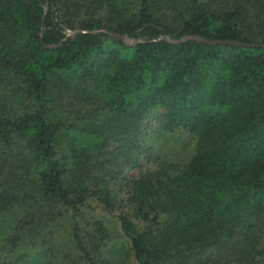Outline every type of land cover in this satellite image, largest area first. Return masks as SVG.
<instances>
[{
	"label": "trees",
	"instance_id": "1",
	"mask_svg": "<svg viewBox=\"0 0 264 264\" xmlns=\"http://www.w3.org/2000/svg\"><path fill=\"white\" fill-rule=\"evenodd\" d=\"M185 35L244 44L159 39ZM246 44H264V0H0V214L27 205L0 264H111L104 222L90 247L78 222L92 198L139 264H264V47ZM151 119L197 136L183 167L145 147Z\"/></svg>",
	"mask_w": 264,
	"mask_h": 264
},
{
	"label": "rangeland",
	"instance_id": "2",
	"mask_svg": "<svg viewBox=\"0 0 264 264\" xmlns=\"http://www.w3.org/2000/svg\"><path fill=\"white\" fill-rule=\"evenodd\" d=\"M63 10H66V7H63ZM68 12L73 15L72 18L76 17L75 20H78V17L76 16L77 11L74 7H70ZM77 29L80 28H68V31H75ZM76 34H71L69 36L73 37ZM5 91L6 86L2 84V86H0V93L3 94ZM23 101L25 102L23 95L17 94L15 98L6 99V101L3 102V105L7 111L18 112L24 105L22 104ZM64 102H67V100H64ZM61 105L62 104L58 106L61 107ZM159 110H163V108ZM144 138L145 147H149L154 156L158 155L162 158H166L174 162L178 168L183 167L191 160L195 153L197 143V136L195 134L183 129L165 131L160 127L156 119H151L150 122L146 124ZM156 167L157 160L144 157L140 160L139 165L136 167H125L121 177L126 176L133 178L148 170H154ZM128 188L126 187V183L123 179H120L116 186L120 197L123 198L126 197V191ZM23 205L17 203L8 211L0 214V238H3L5 234L12 231L13 224L16 219L26 214L25 207L27 205ZM119 213L120 210L108 212L98 201L92 198L89 201V205L82 208L81 212L77 215L82 234L85 237L86 245L87 247H90L92 244V239L90 238L91 234H97L95 231V222L98 219H101L108 229V244L103 247V255L107 256L106 258H108V262L111 264H139L134 255L129 252V246L131 245L130 240L123 231ZM57 224L58 225L55 226V238L58 244H60V247L64 248V245L69 243L71 238V229L74 225L71 219H67L65 221L59 220V223ZM225 260L227 259L225 258ZM171 264H179V262L174 261Z\"/></svg>",
	"mask_w": 264,
	"mask_h": 264
},
{
	"label": "water",
	"instance_id": "3",
	"mask_svg": "<svg viewBox=\"0 0 264 264\" xmlns=\"http://www.w3.org/2000/svg\"><path fill=\"white\" fill-rule=\"evenodd\" d=\"M67 32H68V35H71V34H76V33L84 32V31L81 30V29H77L75 31L71 30V31H67ZM112 36L114 38H116V39L123 40V41L127 42L128 44H135V43H138V42L141 41V39L132 38L128 34H118V33L113 32ZM159 39H165V40H167L169 42H173V43H176V44L185 42V41L190 40V39H194V40L201 41V42H206V43H209V44H212V45H219V44H238V45H242V44H244L242 42L233 41V40L204 39V38L196 36V35H185V36H182L179 39H175V38H171V37H161ZM246 45L251 46V47H255V46L264 47V44H246ZM54 46L55 45H49L48 47L51 48V47H54Z\"/></svg>",
	"mask_w": 264,
	"mask_h": 264
}]
</instances>
